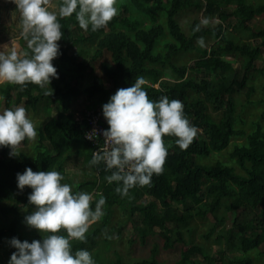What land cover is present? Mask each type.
Instances as JSON below:
<instances>
[{
    "label": "trees",
    "instance_id": "obj_1",
    "mask_svg": "<svg viewBox=\"0 0 264 264\" xmlns=\"http://www.w3.org/2000/svg\"><path fill=\"white\" fill-rule=\"evenodd\" d=\"M61 2L51 0L49 10L58 12ZM118 4L121 12L108 23V30L104 27L93 32L91 26L88 31L83 30L75 13L59 20L63 37L58 41L61 54L53 60L59 78H53L48 85L54 89L52 96H46L45 90L35 84L22 88L5 81L0 83V100L5 109L25 102L34 111L42 109L46 117L34 157L23 154L17 159L9 156L10 148L1 147L0 264H9L11 254L17 251L9 244L13 237L32 242L47 235L25 223V217L35 211L36 206L29 203L32 188L25 186L23 191L18 188L17 173H23L28 167L34 172L56 170L64 176L61 183L68 182L65 162L74 146V151L90 164L93 147L84 137L88 123L84 113L77 117L71 109L72 99L86 94L92 100L91 110L103 111L102 106L118 89L133 86L135 79L141 76L151 100L166 95L170 100L183 103L184 114L198 129V135L186 150L175 144L176 137L164 136L165 144L171 147L163 173L154 174L149 186L129 189L126 196L115 191L121 185L109 184L106 179L115 169L108 170L104 162L91 165L96 177L77 184L74 192L95 190L93 211L100 198L98 194H102L106 198L104 214L90 224L86 241H71L73 253L78 249L88 250L95 264H169L158 259L160 249L188 246L173 264H254L253 252L264 256V126L256 121L254 129L247 132L238 128L237 123L242 120L239 107L254 101V86L249 79L255 75V62L264 51V27L256 30L250 21L264 15V3L119 0ZM188 10H202L208 23L194 19L189 24V32H185L178 16ZM159 14L165 21H159ZM211 18L216 21L211 22ZM231 18L235 19L233 24L229 21ZM21 33L22 20L17 5L13 0H0V45L19 39L21 52L30 51ZM208 36L213 38V45L211 49H203L198 40ZM245 38L259 40V43ZM87 42L94 46L89 48ZM106 51L112 63L102 60L100 74H93L92 82L82 89L89 65L95 70V62L103 58ZM192 51L199 53L193 62H177ZM88 56L90 62L86 61ZM227 56L240 66L235 67ZM196 69L202 71L196 73ZM258 72L263 73L264 67ZM107 82L109 86L105 85ZM244 91L245 103L241 100ZM210 106L218 111V118L208 112ZM240 136H245V141L234 143L230 153L236 165L221 160L212 164L197 161L198 157L222 153ZM237 166L242 172L237 171ZM119 206L128 212L127 220L139 228L141 244L153 237L158 239L150 257L132 263L124 260L118 251L115 259L107 256L113 247L110 236L115 230L120 235L119 228H108ZM163 207L167 211H163ZM236 212L232 227H219ZM200 220L207 223L201 236L209 246L195 242L196 222ZM106 230L105 237L101 238ZM59 234L67 236L63 229ZM213 243L222 247L216 257L212 256Z\"/></svg>",
    "mask_w": 264,
    "mask_h": 264
},
{
    "label": "clouds",
    "instance_id": "obj_2",
    "mask_svg": "<svg viewBox=\"0 0 264 264\" xmlns=\"http://www.w3.org/2000/svg\"><path fill=\"white\" fill-rule=\"evenodd\" d=\"M13 2L20 11L21 34L30 51L20 52L15 45L9 51L8 44L3 45L0 81L22 88L35 84L45 90L46 96L53 95L54 89L48 85L53 78H59L53 65V60L61 54L58 41L63 33L59 20L75 13L83 30L88 31L91 26L95 32L118 15L117 0H62L58 12L49 10L51 0ZM145 83L142 76L137 77L133 86L118 89L102 106L110 127L103 131L104 146L90 161L93 166L104 162L108 170L115 169L106 179L109 184L121 185L115 191L122 196L137 185L149 186L154 174L163 173L171 147L165 144L164 136L176 137L175 144L186 150L198 135V129L185 116L181 101L170 100L166 95L153 101L144 89ZM37 135L24 107L0 112V147L10 148V156H19L21 143L26 139L35 141ZM95 135L94 130L87 138L91 140ZM63 180L64 176L56 170L34 172L28 167L17 173L18 188L21 191L25 186L32 188L29 203L36 206L25 217V223L47 235L32 242L13 237L9 244L17 251L11 254L9 264H95L88 250L78 249L73 253L71 241H86L90 224L104 214L106 198L98 194L100 198L93 211V195L73 192V186L61 183ZM62 229L67 236L59 234Z\"/></svg>",
    "mask_w": 264,
    "mask_h": 264
},
{
    "label": "rangeland",
    "instance_id": "obj_3",
    "mask_svg": "<svg viewBox=\"0 0 264 264\" xmlns=\"http://www.w3.org/2000/svg\"><path fill=\"white\" fill-rule=\"evenodd\" d=\"M263 1L264 0H248V2L255 4V5L258 2L264 3ZM118 3H119V0H117L116 7L118 8V13H120L121 10L118 7L119 5ZM159 18H160L159 21H162V22L165 21L164 16H162V14L161 15L159 14ZM194 19H198L202 23H204L205 20L207 21V19L203 15L202 10L200 11L188 10V11H184L180 13L178 16V20L181 23V26L184 28L185 32H189V24ZM210 20L211 22H213V20L216 21V18L214 19L211 18ZM229 21L231 22V24H233L235 22V19L231 18ZM145 22L148 23L149 20L147 19ZM250 25L256 30L263 28L264 27V15L255 16L250 21ZM106 30H108V27H106ZM201 40L203 41L202 43L200 42ZM201 40H198V44H200L203 49H211L213 45L212 37L208 36ZM244 40L252 41L255 44L259 43V40L253 41V39H250V38H245ZM6 44H8L9 51L11 50L12 45H15L18 51L20 52L22 51L21 47L18 45L19 39H16ZM87 44L89 48L94 46V44L92 45L91 42H87ZM3 45L5 44L0 45V50L3 49ZM160 45L162 44L160 43ZM198 55L199 53L197 51L188 52L184 54L183 56H181V58H178L177 62L190 64L198 57ZM226 59L231 61L235 67L240 66L239 62L235 61L231 56H227ZM102 60H107L108 62L112 63V58L110 57V53L106 51L104 54V57L95 62L94 64L95 70L92 69L91 65H89L88 74L86 75L85 79L81 83L82 89L92 82L93 74L95 73L100 74L101 72L100 63ZM86 61L87 62L91 61L90 56H88ZM255 67H256L255 75H252L249 79V83L254 86V92L252 93V98L254 101L251 103H245L247 96H246V92L245 91L243 92V94L241 95V100L242 102L245 103V106L243 105V107H239L240 116L242 120L237 123L238 128H243L247 132H250L252 129H254L255 127L254 122L256 121H260L262 125L264 126V72L263 73L258 72L261 68L264 67V51L262 52L261 58L256 60ZM201 71L202 70H197V69L195 70L196 73H200ZM164 76L165 78H169L167 74H164ZM2 82L3 81H0V83ZM105 85L109 86L110 84L107 82ZM155 86L158 87L159 84H156ZM91 101H92L91 98H89L86 94L79 95L77 98L72 99L71 109L75 111V114L77 117H80L83 113L86 114L89 110H91V107H90ZM18 106L24 107L26 109V114L28 118L33 121L37 129L38 135L35 141H28L27 139L23 141L20 145V150H21L20 155L14 156V158L20 159L23 154L32 158L37 153L36 145L39 142L40 129L43 127L44 123L46 122V117L42 109H39L38 111H34L31 107H28L25 104V102H21ZM4 110H5V106L0 100V112H3ZM208 112H210V114L214 118L219 117V114L217 113L218 111L214 110V108H212L211 106L208 108ZM244 141H245V136L237 137L232 140V143L229 145V147L226 150H224L222 153H218V154L212 153L204 157H198L197 161L200 163H204V164H212V163H215L217 160H221L228 164L236 165V163L231 159L230 153L233 150L234 143H240ZM1 149L2 148L0 147V152H1ZM74 150H76V146L72 148L71 155L69 156L70 158L67 159V161L65 162V170H66L69 180L68 182H62V183L72 185L73 192L75 191L77 184L92 181L96 177L92 166L85 160L83 156L78 155ZM237 171L242 172L239 166H237ZM94 192L95 190L91 191V194L93 195V199L95 197ZM145 199L152 200V197L145 196ZM158 207L162 208V206H160V203H158ZM179 207L182 208V205L179 204ZM163 211H167V209L165 210V207H163ZM237 213L238 212L232 213L226 222H222L219 224V227L223 225H225L226 227H232L233 220L237 216ZM127 215H128V212L125 210L124 207L122 206L116 207L115 213L112 217V221L109 224L108 228L109 230L114 226L116 228H119L120 235H118L117 230H115L112 233V235L110 236V240L113 243V247L106 254L110 259H115L117 257L116 251H118L119 253H121L124 260L135 263L139 260H142L143 258H148L151 256V253H152L151 249L154 245V242L156 240L158 241V239L156 237L155 238L153 237V238H150L146 244H141L139 241V236H140L139 228H137L136 225L133 224L131 220H127ZM1 219H2V216H0V220ZM168 223L169 222H167V224ZM170 224L171 223H169L168 225L171 226ZM196 226L198 229L194 236L195 242H201V243L204 242L207 246H209L210 243L208 241L203 240L201 236V234L205 232L207 229V223L200 220L196 222ZM156 229L157 231L159 230V228H156ZM106 232L107 230L103 233L101 238L105 237ZM187 247L188 246H184L182 249L186 250ZM212 248H213L212 256L216 257L217 252H219V250L222 247L219 244L213 243ZM182 249L180 246H177L176 248L170 249V250L160 249L157 257L160 261L173 264L180 258ZM256 252L252 253V257L255 262L254 264H264V256L263 255L258 256ZM199 259L202 260L201 255H199ZM201 264H204V263H201Z\"/></svg>",
    "mask_w": 264,
    "mask_h": 264
},
{
    "label": "built area",
    "instance_id": "obj_4",
    "mask_svg": "<svg viewBox=\"0 0 264 264\" xmlns=\"http://www.w3.org/2000/svg\"><path fill=\"white\" fill-rule=\"evenodd\" d=\"M88 123V128L86 129L84 133V137L87 140V142L90 143V145L93 147V154L97 152L100 148L104 146V137H103V131L105 129H108L110 126L107 123V120L105 119L103 115V111L101 109L89 110L85 117ZM95 130L96 135L93 137V139H88L87 134L92 133Z\"/></svg>",
    "mask_w": 264,
    "mask_h": 264
}]
</instances>
